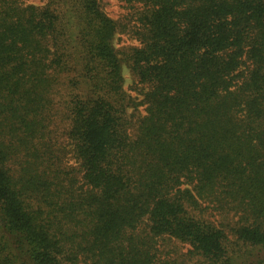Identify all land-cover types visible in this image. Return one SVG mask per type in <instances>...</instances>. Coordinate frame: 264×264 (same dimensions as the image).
<instances>
[{
  "label": "trees",
  "instance_id": "trees-1",
  "mask_svg": "<svg viewBox=\"0 0 264 264\" xmlns=\"http://www.w3.org/2000/svg\"><path fill=\"white\" fill-rule=\"evenodd\" d=\"M116 1L0 0V264H264V0Z\"/></svg>",
  "mask_w": 264,
  "mask_h": 264
},
{
  "label": "rangeland",
  "instance_id": "rangeland-1",
  "mask_svg": "<svg viewBox=\"0 0 264 264\" xmlns=\"http://www.w3.org/2000/svg\"><path fill=\"white\" fill-rule=\"evenodd\" d=\"M29 2H32L34 4L40 5L43 0H28ZM104 8L105 11L108 13V15L113 19H123L125 15H127L130 12V8L122 3H119L116 0H104ZM115 43L117 47L121 46H128L135 44V40L128 35L121 34L116 36ZM123 75L125 78L124 87L127 91H129L133 96H136L137 93L133 90H130L134 86V78L132 74L130 73L129 69L124 66L123 68ZM59 114V113H58ZM61 116V115H59ZM62 119H64L63 116H61ZM59 118L56 121L55 124V135H56V142L57 147L61 150L63 148V145L66 143L65 136L63 135L64 130V122H62V119ZM65 120V119H64ZM63 153V161L66 159L69 163V155L65 150H62ZM72 162V161H70Z\"/></svg>",
  "mask_w": 264,
  "mask_h": 264
}]
</instances>
